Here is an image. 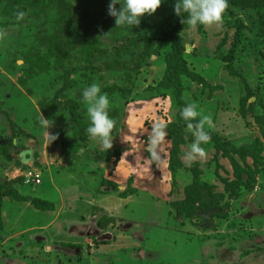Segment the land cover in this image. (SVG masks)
<instances>
[{
  "label": "rangeland",
  "instance_id": "obj_1",
  "mask_svg": "<svg viewBox=\"0 0 264 264\" xmlns=\"http://www.w3.org/2000/svg\"><path fill=\"white\" fill-rule=\"evenodd\" d=\"M109 3L0 0V183L55 209L4 198L0 264H264V0H228L221 24L196 29L178 22L176 0L133 28L117 27ZM93 83L116 121L110 150L86 132ZM190 103L192 123L211 119L206 156L191 162ZM154 123L177 129L161 163L144 150ZM29 173L41 183L26 184ZM130 178L136 194L122 199ZM215 208L227 211L207 228L198 214Z\"/></svg>",
  "mask_w": 264,
  "mask_h": 264
},
{
  "label": "clouds",
  "instance_id": "obj_2",
  "mask_svg": "<svg viewBox=\"0 0 264 264\" xmlns=\"http://www.w3.org/2000/svg\"><path fill=\"white\" fill-rule=\"evenodd\" d=\"M163 0H110L108 14L115 19L117 27L139 26L141 18L151 16L160 8ZM120 8L117 9L116 5ZM229 7L228 0H176L175 13L177 16L184 17L182 23L196 29L198 26L219 25L223 22V15ZM184 14H187L185 17ZM25 13L18 12L17 19L23 20ZM0 30V38L4 36ZM82 102L87 105V117L90 126L86 129L88 136L98 140L104 149L110 150L113 147V131L116 121L110 117V99L107 93H102L98 83L87 86L82 92ZM181 116L187 122V128L191 131L194 141L189 145V151L184 154L186 161H195L197 158L203 159L206 150L201 145L208 144L211 136L205 131V124H211L208 116H203L197 123L201 113L197 111V105L190 103L183 108ZM53 121L40 116V125L44 129V135L49 143H53L56 135L49 133L53 126ZM166 125L154 123L150 126L148 137L145 141L144 150L149 154L148 159L153 163L163 162V145L167 143Z\"/></svg>",
  "mask_w": 264,
  "mask_h": 264
},
{
  "label": "trees",
  "instance_id": "obj_3",
  "mask_svg": "<svg viewBox=\"0 0 264 264\" xmlns=\"http://www.w3.org/2000/svg\"><path fill=\"white\" fill-rule=\"evenodd\" d=\"M173 2H168V4H171ZM184 16L186 17V15L184 14ZM183 19H185L184 17H180L178 16V22L179 23H182ZM174 34V32H171V33H166L165 37H164V41L161 45V49H165V47H167L171 41L167 38V37H172ZM159 52V51H158ZM180 55V57L183 58V55H182V52L179 48V46H175L174 47V50L173 52L169 53L168 55L165 56V64L166 66H168V69H170V71H168L167 75L165 76V80H168L166 82L167 83V89H170L172 88L173 89V85L176 84L175 82V70H172L173 68V65L174 66H177L176 63H175V58H177L178 56ZM157 56H161V54H157ZM166 82H164V84H166ZM78 112V108H76V111L74 110L73 113L74 115H76V113ZM76 121L78 120V118H76L75 116L73 117V121ZM166 125V131L169 132V131H173V130H177L175 127L171 126L170 124H165ZM215 143H216V146H218L219 142L218 140H214ZM1 181V180H0ZM133 184H134V179L133 178H130L129 179V182H128V188L126 191H124L122 194H121V198L122 199H128L130 196H133L136 194V190L133 189ZM101 185L102 186H109L110 183L105 181V180H102L101 181ZM113 190L114 191H117L118 190V187L117 185H113ZM6 197H11V198H14L15 200H23L25 202H30L37 210H40V211H47V212H50V211H54V207H53V203L51 202H48V201H44V200H41L39 198H32V199H28L27 197H25L24 195H21L19 193V191L13 189V188H5L1 183H0V222H1V217H2V213H3V199L6 198ZM106 218H104L103 221H101V224L100 226L102 227H105L107 225L106 224V221H105ZM111 221H113L114 219L110 218ZM104 222V223H103Z\"/></svg>",
  "mask_w": 264,
  "mask_h": 264
},
{
  "label": "water",
  "instance_id": "obj_4",
  "mask_svg": "<svg viewBox=\"0 0 264 264\" xmlns=\"http://www.w3.org/2000/svg\"><path fill=\"white\" fill-rule=\"evenodd\" d=\"M21 160L23 163H30L34 161V152L32 150H26L21 153ZM246 179V177H245ZM227 209L222 210L220 208H215V209H209L206 211H202L198 214V216H201L203 221L206 223V227L210 228L211 227V218L215 214H224L226 213Z\"/></svg>",
  "mask_w": 264,
  "mask_h": 264
},
{
  "label": "built area",
  "instance_id": "obj_5",
  "mask_svg": "<svg viewBox=\"0 0 264 264\" xmlns=\"http://www.w3.org/2000/svg\"><path fill=\"white\" fill-rule=\"evenodd\" d=\"M40 183H41L40 175H34L33 173H29L26 176V184L39 185Z\"/></svg>",
  "mask_w": 264,
  "mask_h": 264
},
{
  "label": "crops",
  "instance_id": "obj_6",
  "mask_svg": "<svg viewBox=\"0 0 264 264\" xmlns=\"http://www.w3.org/2000/svg\"><path fill=\"white\" fill-rule=\"evenodd\" d=\"M33 198H37V197H33ZM32 199V198H31ZM30 203V202H29Z\"/></svg>",
  "mask_w": 264,
  "mask_h": 264
}]
</instances>
